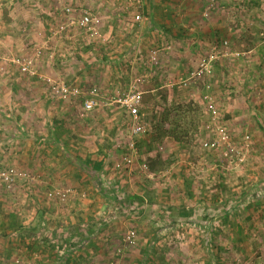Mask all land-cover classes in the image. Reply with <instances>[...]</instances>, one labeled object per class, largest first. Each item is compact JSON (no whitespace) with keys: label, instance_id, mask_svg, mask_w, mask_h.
Returning a JSON list of instances; mask_svg holds the SVG:
<instances>
[{"label":"rangeland","instance_id":"374dc122","mask_svg":"<svg viewBox=\"0 0 264 264\" xmlns=\"http://www.w3.org/2000/svg\"><path fill=\"white\" fill-rule=\"evenodd\" d=\"M40 1L42 6L49 4ZM98 2L102 23L93 43L97 50L89 46L67 52L45 29L38 31L36 25L42 22L37 0H0V169L27 177L0 189L28 203L25 213L30 217L42 205L38 201L80 198L75 184L71 191L45 189L46 177L30 173L31 161L23 167L16 153L32 152L36 137L68 136L69 130L85 129L89 136L112 135L125 154L128 131L121 121L123 110L116 103L112 111H100L97 102L141 93L147 131L134 141L143 154L163 153L159 128L172 129L162 122L165 114L178 105H193L195 128L179 143L183 151L171 150L156 173L142 166L135 172L133 165L129 181L121 175L123 168L110 162L98 189L97 200L106 208L99 218L98 239L89 243L74 239L75 245L62 239L58 245L61 251H73L67 264H264V0H149L153 13L142 0ZM135 16H140L139 22H134ZM224 42L232 56L218 57L212 81L190 80L202 59L213 50L219 54L224 50ZM166 46L170 50H163ZM154 49L159 50L156 67L149 63ZM24 59L32 61L27 74L14 62ZM94 71L104 74L107 84H97L93 76L81 84L80 75ZM183 82L190 86L178 88ZM61 83L77 87L81 96L70 102L58 100L50 85ZM92 89L95 95H90ZM87 99L96 103L90 112L81 109ZM207 100L220 116L218 123L228 133L230 147L216 136ZM101 119L108 120L104 131L97 126ZM245 134L251 137L248 152L242 148ZM209 141L217 142L213 149L205 146ZM76 157L72 167L84 165L83 155ZM57 158L52 166L65 164L62 156ZM86 194L96 199L91 192ZM130 231L135 239L127 245L124 238ZM16 233L6 242L0 239V249L6 251L11 239L19 238ZM9 253L0 256V264H22L20 254ZM36 253L37 257L25 256L28 264L53 263L49 254Z\"/></svg>","mask_w":264,"mask_h":264},{"label":"crops","instance_id":"0c3cea01","mask_svg":"<svg viewBox=\"0 0 264 264\" xmlns=\"http://www.w3.org/2000/svg\"><path fill=\"white\" fill-rule=\"evenodd\" d=\"M37 2L40 7L37 9V12L41 17L40 19L42 22V24L38 26L36 25L38 31L45 29V31L49 32L53 22L56 21L55 15L59 10L65 7L71 6L87 9L99 15L102 13L98 0H48L49 4L47 6H42L43 1L41 2L40 0H37ZM142 2L143 4H146V6L149 7L150 12L153 13V8L151 9L149 0H142ZM23 12L24 13L22 14L25 16V11ZM150 15L156 16L151 13ZM16 42L14 44L18 46L20 41L17 39ZM97 45L98 44H93L90 47H95L96 49H94L97 50ZM166 47L170 48V46ZM130 48L133 49V47ZM85 52H87V50ZM85 55H90V51L87 54L85 53ZM159 64L160 61L158 59V65ZM90 76H93L92 79H94L99 85L107 84L104 80V74L97 71L92 73L85 72L82 76L80 75L79 81L83 84L84 80L91 78ZM107 79H109V76H107ZM105 92L107 93L109 91L107 90ZM153 92L154 89H151L150 93ZM107 94L108 95L106 96H109L110 93ZM112 94L115 95V92L112 91ZM116 103V100L114 102L104 104L97 102V109L100 111L110 112L113 110L112 107ZM81 109L83 110V107H81ZM37 111L39 112L40 109L38 108ZM121 121L122 125L125 126L124 117ZM106 123H108V120L101 119L98 121L97 126L103 128L104 131L107 127ZM113 124L115 125V123H111L112 127ZM115 126H117V124ZM68 132V136L62 134L56 135V133L54 136L52 133V135H49L47 138L41 137L38 139V137H36L35 140L31 141L33 146L36 144V146L31 147L32 152L25 150L17 152L16 154L23 167H27L26 163L29 165V160L31 161L30 168L33 169L30 173L46 177L47 182L45 189L50 187V191H60L61 189L72 190L71 186L75 184L78 185L79 190L81 191L78 192L81 193L78 195H81L80 198L84 199H75L73 196H68L65 201H59L56 199L50 201L45 199V202L38 201L42 203V205L38 207L36 206L35 208L37 211L34 213V217H30L28 216L30 212L25 213L28 203L25 205L23 200H19V195L15 194V196L12 197L10 193L3 191L4 189H0V239L5 240L6 242L8 238L13 237L10 235H14V233H16L14 231H17L16 234L19 236V238L15 241L11 239L12 242L7 245L6 251L0 249V256H5L9 252H15L17 255H21L22 264H28L29 262L26 260L25 256L32 254V256L37 257L38 254L36 252H39L42 254L41 257L49 254L52 258V264H67V255H72L73 251H61L62 249L58 245L59 240L63 239L64 243L75 245L76 243L74 242V239L77 240L76 242L78 243H86L87 241L88 243L95 242V239H98L99 231L97 229L101 226L99 218L104 215V212H106L103 201L99 199L97 200L99 194L98 189L101 185L100 181L105 179V177L102 179L101 176L105 175V171L109 170L108 165L110 162L112 164L113 162H117L116 164H118L121 162V159L125 154H123L120 150V145L116 147L115 143L112 142V135L111 137H103L100 133L97 136L92 134L89 136L87 135V131L85 129H83V131H78L81 133H75L71 130ZM102 142H107L108 145L105 146ZM110 142H112V144ZM21 144H23L24 148L25 142H21ZM159 145V150L164 151L163 153H158V151H147L143 154L137 151V156L134 158L133 164L130 166L131 168L123 166V172L121 175H126L127 180L129 181L130 178L128 176V172L132 170L133 165L136 167L135 172L136 170L138 172L137 168H141L143 165L146 166V162L148 160H154L157 156H160L163 160H165L170 157L171 150L176 149L182 152V149L184 148L181 147L179 143H174V141L167 139L161 141ZM12 150L13 149H11L10 152H12ZM73 155L78 156L76 157L78 159L80 155H83V159L81 160L84 165L82 164L80 167H72L71 160L74 159ZM60 156H62V160L65 164L61 165L58 163L57 165L52 166L51 164L57 162V157ZM77 175H79L81 179L77 178ZM107 177L111 176L108 175ZM123 180L126 184H128L126 179ZM127 186H125V188H127ZM86 192L94 194L96 199H88L89 195H87ZM85 195L87 196V199L85 198ZM107 238L109 239L111 237L108 236ZM14 243L16 245H14ZM103 249L101 247L99 250L102 254H104ZM81 251L84 252L83 249ZM99 251L97 253H99ZM85 254H87V251ZM37 264H41V261Z\"/></svg>","mask_w":264,"mask_h":264},{"label":"built area","instance_id":"2783aa9c","mask_svg":"<svg viewBox=\"0 0 264 264\" xmlns=\"http://www.w3.org/2000/svg\"><path fill=\"white\" fill-rule=\"evenodd\" d=\"M135 4H139V1H135ZM56 21L53 22L51 29L49 30L50 39L62 44L63 48L67 52L77 51L79 48H86L91 46L95 41L100 37V27L102 20L97 13L93 11L76 8V7H65L57 12L55 15ZM140 16L134 17V22H139ZM224 50L217 53L214 50L202 59L195 69L191 73L190 80L193 81H202L208 82L212 81L214 77V65L219 56L223 60L232 56L231 53H228L227 42L222 44ZM169 47L164 48L163 50H169ZM158 54L159 50L154 49L150 52L149 63L151 66H158ZM54 54H50L49 58L53 59ZM18 63L21 73L27 74L30 72L32 65L31 60H17L14 61ZM50 93L53 94L58 100L62 102H70L81 96V92L77 87H70L66 84L61 83L60 85H50ZM190 86V83H179L178 88ZM209 84H206L205 88L209 89ZM95 89H92L90 95H95ZM207 99V97H205ZM207 112L211 114V125L215 126L216 136L219 139V142L231 146L230 137L226 130L219 125L218 121L220 116L217 113V110L214 108L212 101L207 100ZM95 102L92 99H87L83 103V110L85 112H90L95 106ZM117 104L120 105L125 116L126 128L128 131V140L126 142V153L121 159V166L116 165V168L120 167H130L133 164L134 158L137 156L136 142L134 141L135 137H138L146 133V128L143 123V113L142 111V95L139 92L129 93L123 95L117 100ZM251 137L250 134H245L243 137V146L245 152L250 150ZM217 142L209 141L205 143V146L213 149L216 146ZM144 169L147 167L143 165ZM26 174L17 172L15 170H3L0 169V186L5 185L6 187H11L13 182L24 181L26 179ZM69 194L67 191L65 194ZM54 196H57L56 194ZM53 196V197H54ZM49 197H52V194H49ZM135 233L130 231L126 234L124 242L127 245H132L134 243Z\"/></svg>","mask_w":264,"mask_h":264},{"label":"trees","instance_id":"16d2710c","mask_svg":"<svg viewBox=\"0 0 264 264\" xmlns=\"http://www.w3.org/2000/svg\"><path fill=\"white\" fill-rule=\"evenodd\" d=\"M244 51L246 49H243ZM242 52V51H241ZM193 105H187L182 107L178 105L177 107H173L171 111H168L165 114L163 124H168L172 129L165 130L160 126L158 138L162 139H172L175 143H183V139L187 138L189 132L193 130L195 125H193L194 120L191 118L194 113ZM175 113V120L169 121L170 113ZM163 165V159L160 156H157L154 160L148 161V172L156 173L160 170Z\"/></svg>","mask_w":264,"mask_h":264}]
</instances>
